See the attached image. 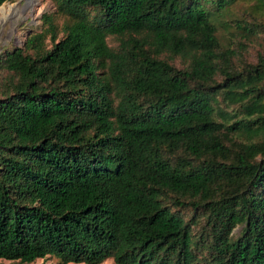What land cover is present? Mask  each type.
Listing matches in <instances>:
<instances>
[{"label":"trees","instance_id":"16d2710c","mask_svg":"<svg viewBox=\"0 0 264 264\" xmlns=\"http://www.w3.org/2000/svg\"><path fill=\"white\" fill-rule=\"evenodd\" d=\"M52 2L0 52V259L264 264V0Z\"/></svg>","mask_w":264,"mask_h":264},{"label":"rangeland","instance_id":"374dc122","mask_svg":"<svg viewBox=\"0 0 264 264\" xmlns=\"http://www.w3.org/2000/svg\"><path fill=\"white\" fill-rule=\"evenodd\" d=\"M32 1V2H31ZM19 5L23 10L22 16L16 21H6L5 24L0 22V52L5 49H11L14 47H24L27 38L34 33H38L43 28L42 15L46 12L55 11L52 0H10L6 1L0 7V21L2 9L5 7L10 8V5ZM22 5V6H21ZM24 8V9H23ZM247 4L240 2L233 8L232 18H244L247 16ZM259 18L264 22V14L258 13ZM229 17V16H228ZM227 17V18H228ZM57 21L59 26L65 23L66 18L58 15ZM8 23V24H7ZM221 35L226 44H236L237 36L235 27H230L229 30L220 27ZM62 35V34H61ZM116 38H111L110 43L115 44ZM248 50L245 52V58L250 61L256 60L258 53L264 52V31L260 33L258 37L253 38L250 42ZM241 63V62H240ZM177 65L182 67L181 61L177 60ZM236 234L239 232V228L234 231ZM0 264H62L56 257L48 256L46 258H39L32 263H23L20 261H12L7 259H0ZM68 264H85V263H68ZM101 264H116L112 259H108Z\"/></svg>","mask_w":264,"mask_h":264},{"label":"bare ground","instance_id":"6f19581e","mask_svg":"<svg viewBox=\"0 0 264 264\" xmlns=\"http://www.w3.org/2000/svg\"><path fill=\"white\" fill-rule=\"evenodd\" d=\"M28 1H30V0H28ZM22 12H23V10L19 7V5H16V4L12 5V6L10 5V8H8V9H7V7L6 8L4 7L2 9L0 22L5 24L6 21L7 22L8 21H16L22 16Z\"/></svg>","mask_w":264,"mask_h":264}]
</instances>
